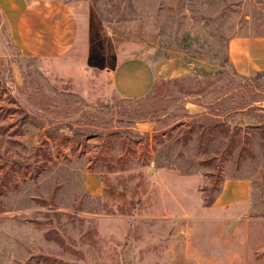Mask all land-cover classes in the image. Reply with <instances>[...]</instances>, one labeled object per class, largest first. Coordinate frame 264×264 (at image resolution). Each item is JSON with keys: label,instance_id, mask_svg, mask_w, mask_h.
<instances>
[{"label": "rangeland", "instance_id": "obj_1", "mask_svg": "<svg viewBox=\"0 0 264 264\" xmlns=\"http://www.w3.org/2000/svg\"><path fill=\"white\" fill-rule=\"evenodd\" d=\"M27 1L70 41L28 55L0 10V264H264V76L231 51L264 49V0ZM134 58L142 100L113 86Z\"/></svg>", "mask_w": 264, "mask_h": 264}, {"label": "crops", "instance_id": "obj_2", "mask_svg": "<svg viewBox=\"0 0 264 264\" xmlns=\"http://www.w3.org/2000/svg\"><path fill=\"white\" fill-rule=\"evenodd\" d=\"M0 10L8 22L14 41L26 54L57 57L69 47L70 29L66 23V8L50 7L47 4L35 6L27 0H1ZM54 17L56 19L52 22ZM57 17L60 21H57ZM249 44L247 40L231 42L232 60L242 76L264 71V49L249 50ZM156 83V71L142 58L123 61L113 73L114 89L126 100H142L148 97L154 91ZM138 126L152 129L155 124L140 123ZM90 181V189L98 194L99 188L94 174L89 175L88 182ZM247 200L248 184L244 181L229 182L214 207L230 208L235 203Z\"/></svg>", "mask_w": 264, "mask_h": 264}, {"label": "trees", "instance_id": "obj_3", "mask_svg": "<svg viewBox=\"0 0 264 264\" xmlns=\"http://www.w3.org/2000/svg\"><path fill=\"white\" fill-rule=\"evenodd\" d=\"M258 76H260V77L264 76V71L259 72Z\"/></svg>", "mask_w": 264, "mask_h": 264}]
</instances>
